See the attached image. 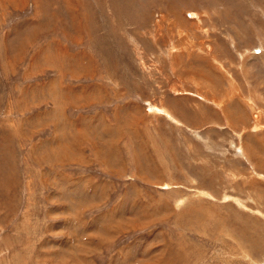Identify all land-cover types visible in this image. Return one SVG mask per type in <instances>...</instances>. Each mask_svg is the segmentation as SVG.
<instances>
[{"label": "rangeland", "instance_id": "rangeland-1", "mask_svg": "<svg viewBox=\"0 0 264 264\" xmlns=\"http://www.w3.org/2000/svg\"><path fill=\"white\" fill-rule=\"evenodd\" d=\"M264 259V0H0V264Z\"/></svg>", "mask_w": 264, "mask_h": 264}, {"label": "water", "instance_id": "water-1", "mask_svg": "<svg viewBox=\"0 0 264 264\" xmlns=\"http://www.w3.org/2000/svg\"><path fill=\"white\" fill-rule=\"evenodd\" d=\"M256 264H264V259Z\"/></svg>", "mask_w": 264, "mask_h": 264}]
</instances>
